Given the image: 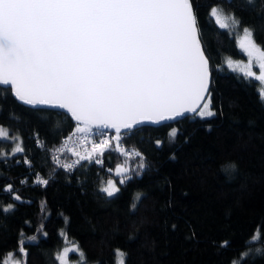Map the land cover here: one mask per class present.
I'll return each instance as SVG.
<instances>
[{
	"label": "trees",
	"instance_id": "obj_1",
	"mask_svg": "<svg viewBox=\"0 0 264 264\" xmlns=\"http://www.w3.org/2000/svg\"><path fill=\"white\" fill-rule=\"evenodd\" d=\"M197 3L216 115L133 129L121 141L130 155L105 151L102 164L76 165L72 151H57L76 122L0 93V126L25 149L13 154L16 141L0 140V152L7 154L0 155V262L21 258L23 234L36 237L23 245L26 264H59L67 240L83 251L85 264H116L118 249L125 264H264V253H257L264 240L253 239L254 233L264 237V100L257 80L224 63L226 57L244 58L235 35L242 30L220 27L209 6L235 13L262 48L264 9L253 10L245 0ZM141 160L145 166L138 170ZM65 163L74 167L65 169ZM118 166L130 169L125 175L131 179L122 185ZM37 177L48 184H38ZM109 179L121 188L113 197L100 191ZM8 205L12 209L4 211Z\"/></svg>",
	"mask_w": 264,
	"mask_h": 264
},
{
	"label": "snow or ice",
	"instance_id": "obj_2",
	"mask_svg": "<svg viewBox=\"0 0 264 264\" xmlns=\"http://www.w3.org/2000/svg\"><path fill=\"white\" fill-rule=\"evenodd\" d=\"M245 2L253 10L264 9V0ZM197 8V0H0V86H8L0 88V93L10 92L33 108L64 110L76 122L65 144L72 136L91 143V151L84 154L67 149L79 157L76 165L81 161L102 164L105 151L130 155L121 141L139 125L164 124L186 114L216 115L211 107L212 66L200 40ZM220 12L209 6V14L220 27L242 30L240 47L250 59L246 71L240 70L261 82L264 100V48L255 41L254 29L243 26L235 13L226 17L231 23H221ZM253 61L259 74L252 70ZM106 129L114 130V135L109 137ZM177 134L176 128L169 133L172 138ZM93 137L101 139L97 142ZM8 139L16 141L13 154L25 151L19 137L10 136L0 126V140ZM156 145L161 147L162 141L157 140ZM144 166L141 160L137 168ZM230 168L234 170L235 165ZM129 171L117 167L116 174L123 177L121 185L131 179L125 175ZM36 182L48 184L40 177ZM100 191L113 197L121 188L109 179ZM12 207L8 205L4 211ZM21 237L22 256L12 264H26L23 245L26 239L36 240L35 236ZM253 239L264 237L254 233ZM228 243L222 242L225 247ZM69 251L65 248L57 256L60 264H69ZM72 251L79 252L78 264H85L83 251L78 246ZM116 254L118 264H125L126 254L120 250ZM248 255V251L242 252L240 259ZM14 256L8 253V258ZM0 264H8V260Z\"/></svg>",
	"mask_w": 264,
	"mask_h": 264
},
{
	"label": "rangeland",
	"instance_id": "obj_3",
	"mask_svg": "<svg viewBox=\"0 0 264 264\" xmlns=\"http://www.w3.org/2000/svg\"><path fill=\"white\" fill-rule=\"evenodd\" d=\"M226 17H228L227 15H225L224 13L220 12V18H221V23H224V22H227V23H231L229 20L226 19ZM215 21H216V18H214ZM217 22V21H216ZM220 25V23H218ZM232 27H229L228 29L231 30ZM236 37H237V43L240 47V44H241V38L243 36V32L241 31L239 34H237L236 32ZM241 49V52L243 53L244 55V58L243 59H235V58H231V57H226L224 59V63L226 64L227 68L230 69V70H233V71H236V72H241V73H244L245 72H242L240 69H245L246 71V68L245 66L249 63V57L247 56L246 52H244V50L240 47ZM230 63H231V66H230ZM252 70L254 72H256L257 74H259V67L258 65L255 64V62L253 61V67H252ZM259 83V86H260V89H261V82L258 81ZM115 174H116V170L114 171ZM113 180V179H111ZM114 181V180H113ZM107 182V181H106ZM106 184V183H105ZM77 246L74 245V243H72L71 241H66V243L64 244V246L62 247V249L60 250L59 254H62L63 253V250L65 248H68L70 249L69 251V254H68V262L69 264H78L79 262V252L77 251H72V249L76 248ZM119 250V249H118ZM121 251V250H120ZM117 253V251H116ZM58 254V255H59ZM120 257H118V255L116 254V264H118V261H119ZM12 261L13 260H9L8 261V264H12ZM59 264H60V261H59Z\"/></svg>",
	"mask_w": 264,
	"mask_h": 264
},
{
	"label": "built area",
	"instance_id": "obj_4",
	"mask_svg": "<svg viewBox=\"0 0 264 264\" xmlns=\"http://www.w3.org/2000/svg\"><path fill=\"white\" fill-rule=\"evenodd\" d=\"M108 132V131H107ZM92 139H95L97 142H99V139L101 137H93ZM67 139L65 138L64 141L60 144L59 149L61 153L63 152H69L67 149L74 148L75 151L80 152L81 154H84L86 151H91V143L85 142L84 140L80 139L79 137H75L72 140H68L67 144H65V141ZM56 161H58L56 159Z\"/></svg>",
	"mask_w": 264,
	"mask_h": 264
},
{
	"label": "water",
	"instance_id": "obj_5",
	"mask_svg": "<svg viewBox=\"0 0 264 264\" xmlns=\"http://www.w3.org/2000/svg\"><path fill=\"white\" fill-rule=\"evenodd\" d=\"M201 40V39H200ZM212 79V78H211ZM4 87H8V86H4ZM13 95V94H12ZM14 96V95H13ZM15 97V96H14ZM16 98V97H15ZM23 104V103H22ZM25 105V104H24ZM26 106H28V107H31V108H33L32 106H29V105H26ZM37 108H41V109H49V110H54V111H58V112H62V113H65L64 112V110H61V109H56V108H51V107H46V106H40V107H37ZM66 114V113H65ZM67 115V114H66ZM193 115H195V114H186V116H193ZM185 116V117H186ZM70 117V116H69ZM184 118V117H183ZM180 119H182V118H178V120H180ZM178 120H175V121H167V122H165L164 124H169V123H174V122H176V121H178ZM74 121V120H73ZM75 122V121H74ZM159 125H162V124H159ZM159 125H157V124H142V125H139L137 128H140V127H143V126H153V127H155V126H159ZM136 129V128H135ZM105 131H108V132H112V133H114V130H112V129H106Z\"/></svg>",
	"mask_w": 264,
	"mask_h": 264
}]
</instances>
